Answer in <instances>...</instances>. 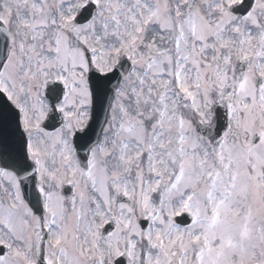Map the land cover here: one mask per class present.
Instances as JSON below:
<instances>
[{
  "label": "snow or ice",
  "instance_id": "6c2138e0",
  "mask_svg": "<svg viewBox=\"0 0 264 264\" xmlns=\"http://www.w3.org/2000/svg\"><path fill=\"white\" fill-rule=\"evenodd\" d=\"M0 264H264V0H0Z\"/></svg>",
  "mask_w": 264,
  "mask_h": 264
}]
</instances>
